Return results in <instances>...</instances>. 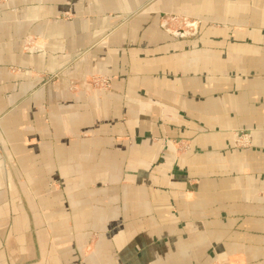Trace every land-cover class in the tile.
Returning a JSON list of instances; mask_svg holds the SVG:
<instances>
[{
    "label": "crops",
    "instance_id": "obj_1",
    "mask_svg": "<svg viewBox=\"0 0 264 264\" xmlns=\"http://www.w3.org/2000/svg\"><path fill=\"white\" fill-rule=\"evenodd\" d=\"M0 116V264H264V0H0Z\"/></svg>",
    "mask_w": 264,
    "mask_h": 264
},
{
    "label": "built area",
    "instance_id": "obj_2",
    "mask_svg": "<svg viewBox=\"0 0 264 264\" xmlns=\"http://www.w3.org/2000/svg\"><path fill=\"white\" fill-rule=\"evenodd\" d=\"M25 49L27 51H30V52H33L35 50H37V46H35L31 40H27L26 44H25ZM58 75H55V76H49L47 77V82L52 80L53 78L57 77ZM92 82H94V84H92L93 86H96V87H102L104 89L108 88L109 87V80L106 79V78H101V79H95L93 80ZM1 116H0V121H1ZM249 137H248V134L244 133V132H241V134L235 139V144L236 146H243V141H248Z\"/></svg>",
    "mask_w": 264,
    "mask_h": 264
},
{
    "label": "rangeland",
    "instance_id": "obj_3",
    "mask_svg": "<svg viewBox=\"0 0 264 264\" xmlns=\"http://www.w3.org/2000/svg\"><path fill=\"white\" fill-rule=\"evenodd\" d=\"M122 19H129V18H122ZM44 76H45V75H44ZM42 78H43V77H42ZM55 79H56V78H55ZM95 79L98 80V79H101V78H92V79H90V80H91L90 82H91L92 84H94V82H92V81L95 80ZM43 80L47 82V77H44ZM108 85L110 86V80H109V84H108ZM95 87H96V86H95ZM243 144H244L243 146H238V147H246V146H249V145H250V139H248V141H245V140H244V141H243ZM235 145H236V144H235Z\"/></svg>",
    "mask_w": 264,
    "mask_h": 264
}]
</instances>
